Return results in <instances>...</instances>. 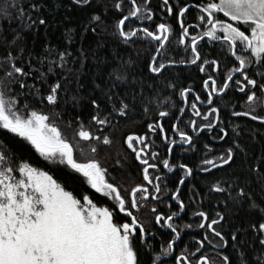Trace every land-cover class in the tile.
<instances>
[{"label": "trees", "instance_id": "trees-1", "mask_svg": "<svg viewBox=\"0 0 264 264\" xmlns=\"http://www.w3.org/2000/svg\"><path fill=\"white\" fill-rule=\"evenodd\" d=\"M14 2L16 7L22 6L26 10L23 17L16 8L11 7ZM115 2L116 0H88L87 4H76L75 0H0V8L7 5L10 12L9 15L0 12V57L11 52L17 66H23L25 72L29 73L23 76L13 74V81L23 80L25 87L21 88L18 82L8 84L12 89L9 95L19 94V110L22 113L36 110L48 114L50 121L77 146L76 157L83 158L81 147L87 156H94L107 170L109 182L116 183L123 194L128 191L130 184L143 182L140 165L126 147V137L132 133L146 135L152 146L150 152L159 153L154 161L161 163L167 158V144L163 143L160 130L151 133L147 125H155L161 119L164 135L170 140L173 135L172 124L177 121L183 106L180 90L190 88L192 93L204 98L203 81L207 75H213L222 86L228 69L238 66L225 44L203 40L197 44L201 54L197 64L167 66L160 74L152 73L149 64L156 54L157 43L150 37H145L142 32L127 42L121 38L116 22L127 14L130 3L129 0H122L124 7L118 10L114 7ZM207 2L208 0H169L177 12L183 4L191 6L183 16L184 26L188 19L193 18L194 22V19L203 15L194 5ZM33 3L42 4L43 7L32 9L30 6ZM138 4L143 6L144 0H138ZM148 6L153 10L150 13L153 18L145 27L153 31L155 25L165 22L173 28L170 42L166 43L164 51L159 54L160 59H172L177 61L176 64H180L181 60L191 61L193 54L187 40L185 39V44L179 43L182 28L177 15H170L165 10L163 0H149ZM94 15L100 19L93 20ZM40 17L47 22L39 24ZM217 18L227 19L222 13H217ZM137 20L139 21V17ZM204 22L206 20L199 25L205 26ZM134 24L139 23L131 19L126 26L132 27ZM17 33L20 38L13 42ZM61 51L67 53L62 60L59 57ZM205 59L219 61V68L214 71L213 67L206 65V72H201L199 65ZM0 64H3L0 67V79H6L4 72L8 65L3 61ZM245 71L258 83H264V62H256L253 58L251 63L246 64ZM57 81L61 83L58 100L55 104H50L46 96ZM237 87L229 82L223 95L214 99L220 115L218 126L227 132L224 140L216 139L224 135L220 130L210 134L201 133L193 137V146L186 150L175 146L171 152L172 163L183 161L193 168V174L184 183L180 194L186 204L185 218L201 210L208 212L210 218H217V213L224 215L217 228L229 241L223 252L230 257V264H239L242 251L249 261L257 260L259 241L248 225L259 221L262 213L259 207L252 208L249 205L255 201L257 205L264 207V176L261 175L264 169L257 167L264 160V121L234 115L235 112L249 110V104L245 102L246 95L240 94ZM255 90L258 97L264 98V93L259 88ZM192 93L189 95L192 96ZM106 96H113V101L109 102ZM92 99H97L100 104L101 118L106 113H111L107 117L110 121L108 125L101 126L91 120L92 115L97 112L96 107L91 104ZM120 99L129 104L125 115L112 108L113 103L119 105ZM145 103L148 104L147 111ZM160 111H167L168 115L162 118ZM262 114L264 115V102L257 101L253 105V116ZM187 117L184 114L178 125L181 130L188 132L189 126L185 123ZM81 123L92 131L91 141H84L76 135ZM97 135L100 139H95ZM104 135L110 137V143H103ZM234 141L241 147L235 148L234 159L229 164L219 165L214 169L204 166L209 167V171L201 170L202 160L218 156L229 146L235 147ZM89 144L97 147L95 153L88 151ZM206 144L211 146V151L205 148ZM0 147L2 152L14 158L13 165L19 160L28 161L34 167L48 171L78 198L87 193L98 206L115 207L109 198L92 189L80 173L57 161L47 160L26 139L2 127ZM217 181L225 191L212 189L211 185ZM240 187L250 192L251 197L239 200L237 193ZM233 231L238 234L236 242L232 240ZM239 241L245 242L243 246ZM140 256H143V262L148 261L145 254Z\"/></svg>", "mask_w": 264, "mask_h": 264}, {"label": "snow or ice", "instance_id": "snow-or-ice-1", "mask_svg": "<svg viewBox=\"0 0 264 264\" xmlns=\"http://www.w3.org/2000/svg\"><path fill=\"white\" fill-rule=\"evenodd\" d=\"M149 0H144V5L138 4V0H129L130 8L126 15H122L116 22V28L119 36L126 42L133 37H137L143 33L145 37H150L157 42L156 53L153 55L149 64L152 73L160 74L166 68L177 61L172 59L161 60L159 54L166 47V43L170 42V33L173 28L167 23H158L156 30L152 31L148 27H127L126 24L133 17L139 19L151 20L152 15L145 17V13H152V8L148 6ZM76 4H87L88 0H75ZM197 9H202L206 15H200L199 20L208 21L207 28L202 35L209 37L214 41H221L227 45V51L239 66H233L228 69L223 79L222 86L218 83L213 75H207L203 81L204 89L208 91V103H212L214 93H224L229 87V82L234 79L233 73H242L243 79L236 80V86L239 91L245 93L249 103V110L243 113L235 112L234 115L252 116L255 120L264 121V115L253 116V105L257 101L264 102V98L258 97L255 89L259 88L264 93V83H258L251 78L245 71L246 64L252 62L253 58L256 62H264V0H208L207 3H197L194 5ZM11 7L16 8L18 14L23 17L26 10L20 6L16 7L15 2ZM32 9L42 8V4L33 3ZM114 7L123 9L122 0H116ZM163 7L171 15L178 17L182 31L180 33L179 43L185 44V37L189 35V28L184 26L183 16L191 7L189 4H183L178 8V12L169 3V0H163ZM0 12L9 15V6L0 8ZM217 13H223L227 19H218ZM93 20H99L100 17L94 15ZM47 21L43 17L39 18V24H45ZM30 26V25H26ZM199 26V25H197ZM222 33V34H220ZM20 38L17 33L13 38V42ZM201 40V35H193L191 37V52L193 54L191 61L181 60L180 63L195 64L201 54L197 48V42ZM246 51L249 55H243ZM67 55L66 52H59L61 60ZM0 61L7 63L8 68L4 72L6 79H0V127L11 133L18 134L19 137L26 139L35 148V150L49 161L64 164L77 173H81L86 179L87 184L95 189L97 193H101L106 197H110L115 202L114 208L107 206H98L93 199L87 194H83L82 198H78L70 190H67L57 179L48 171L34 167L30 162L19 160L13 166V157H9L4 152H0V264H141L139 259V250L135 246V241L139 239L141 245L150 244L148 232L143 223L134 214V209L138 210L142 201L149 198L159 201L161 199V177H153L150 175L149 169H157V163H149V160L142 157L145 150L150 147L146 136L129 134L126 137L127 146L133 150L137 160L143 165V180L148 183H136L127 191V198L122 194L121 188L113 182L106 179L107 170L103 168L100 162L94 156H87L81 147L82 159H78L75 155L76 145L64 136L61 129L50 121L48 114L40 111L30 110L22 113L18 107V95H9L12 91L8 87L11 82H18L21 88L25 87L23 80L13 81V74L28 75L23 66H17L11 52L7 56L0 57ZM206 65L218 69L220 62L217 60H204L199 65L201 72H206ZM3 67V64H0ZM119 71V70H117ZM122 79L123 76H118ZM174 87V85H169ZM251 86V89H249ZM61 83H54L46 100L50 104H55L58 100V91ZM99 87V85H97ZM190 88H182L180 95L187 99ZM111 102L113 96H106ZM196 100H200L199 94ZM91 104L97 109L96 114L92 115L91 120L97 124L104 126L110 123L107 118L111 113H106L104 118L100 115V104L97 99H92ZM113 111L125 115L129 108V104L124 99L119 100V105H112ZM192 108L196 116L202 113L197 107L195 101ZM148 110V104L145 103V111ZM184 111L183 108L180 109ZM209 114H215V120H220L219 109L209 107L208 113H204L205 118ZM159 115L165 117L167 111H160ZM79 119V118H77ZM179 119V118H178ZM190 126L193 131H198L196 120H191ZM148 129L153 132L157 128L163 133L165 131L163 124L153 123L147 125ZM201 128H212V123L201 124ZM172 128L179 134L180 140L189 144L190 147L193 137L187 131L181 130L178 123L172 124ZM224 135L216 137V139L224 140L227 132L221 129ZM76 135L84 140L91 141L93 138L92 131L88 130L82 123L79 125ZM95 139H100L97 135ZM103 143L111 142L108 135L103 136ZM167 140V135L164 136ZM79 143V142H77ZM137 143L142 145L137 147ZM175 139L168 143V153L171 154L172 146L176 144ZM235 147L229 146L225 151L220 152L218 156L210 159H204L200 162L202 171H209V167L217 168L219 165H227L234 159L235 148L241 147L235 141ZM205 148L211 151L210 145ZM88 151L95 153L97 147L89 144ZM155 159L159 156L158 152H152ZM218 161V164L217 162ZM162 165L169 171L175 168L183 170V174L179 178L175 191L171 192V197L177 202L178 211H171L165 214L157 210L156 206H152L155 213L154 221L157 225H161L170 230L171 237L160 245V251H155L149 256L150 264H165L162 257H169L174 254L176 243L182 238L181 228H192L191 224L178 225L176 219L180 217V213L186 208L185 201L181 199V185L185 183V178L193 174V168L183 161L172 163L169 158L162 160ZM258 168L264 169V160L257 165ZM264 176V171H261ZM149 185H152L150 190ZM212 189L223 192L225 189L219 181L211 185ZM245 197H251L250 192H246L244 187H240L237 198L243 200ZM171 207V205H169ZM249 207L260 208L262 213L259 221L250 223L248 227L256 233V239L259 241L260 251L257 252V260L249 261L242 251L239 256V264H264V207L256 204L255 201ZM126 214L130 219L124 220L122 223L115 221L116 210ZM201 218L198 225L201 229H208L214 237H218L222 244H228L224 233L218 230L217 225L224 219L222 213H217V218H210L206 211L193 213ZM232 240H238V234L233 231ZM198 246L191 255L199 254L205 246V241L210 240L209 232H205L203 238H197ZM243 246L244 241H239ZM235 247V244H234ZM222 257V264H230V257L225 255L223 251L219 253ZM175 264H193L189 259V254L182 250L179 255H175ZM195 264H213L208 255H199V259Z\"/></svg>", "mask_w": 264, "mask_h": 264}, {"label": "flooded vegetation", "instance_id": "flooded-vegetation-1", "mask_svg": "<svg viewBox=\"0 0 264 264\" xmlns=\"http://www.w3.org/2000/svg\"><path fill=\"white\" fill-rule=\"evenodd\" d=\"M192 20H193V18L188 19L186 24H185V26L189 28L188 37L190 39L193 35H198V33H200L202 28H203L201 25H199V23L202 22L201 20H199L198 18L196 20L194 19V22ZM140 23L142 25H148L150 23V21L149 20H143ZM197 25H199V26H197ZM203 40H204V38H201V40H199L197 42V44ZM211 42L216 43V42H221V41H215V42L211 41ZM241 54L246 55V56L249 55V53H247L246 51L242 52ZM209 61H212V60H209ZM213 70L216 71V69H214V68H213ZM240 74H242V73H240ZM241 76L243 79V74ZM249 89H251V86H249ZM237 90L240 94L245 95V93H242L239 91L238 87H237ZM194 101L197 103L196 98ZM245 102L247 104L250 103L247 101V97L245 98ZM198 108H200V111L202 113L201 116H199V117L196 116L194 111H191L190 115H189L190 117H192V120H196V122H197L196 125L198 128V131L195 134V136H197V134L206 133L204 131L206 130L207 127L201 128L200 125L201 124L206 125L208 121L210 123L211 118H212V128L213 129L214 128L216 129V126L219 125V121H216L215 123H213V121L215 120V118H214L215 114H209L208 118H205V116L203 114L208 113L206 111V109H208L207 107H204L202 105V106H198ZM187 118H189V117H187ZM207 129L209 130V128H207ZM207 134H210V132L207 131ZM172 136H174L176 138L175 140L180 139L174 135V129H173V135ZM163 143L167 144L164 141H163ZM177 146L180 150L186 149L188 147L187 145H183V146L177 145ZM148 150H149V147H148ZM152 152H156V151H152ZM166 152H167V158H169L171 160L172 156L168 153V149H166ZM180 152H182V151H180ZM149 156H150V160H152L153 163H155L154 158L151 155V152H150ZM146 159H148V158L146 157ZM158 169H159V167H158ZM151 170L152 169H149V171H151ZM182 173H183V170L179 169V168L172 169L171 172H166L165 170L162 169V171L156 173L153 176V184L156 182L155 177L160 176L161 179H160L159 183L161 184V189L162 190L166 189L168 191L172 190V189L174 190V189H176V185L179 182V178H180ZM187 180H189V179H187ZM144 182H145V184L148 183L147 181H144ZM183 185H181V190L183 188ZM152 187H153L152 185H149V188H151V190H152ZM99 194H101V193H99ZM101 195H103V194H101ZM146 201L157 202V200H154L151 198H149ZM144 202L145 201H142L141 204L142 203L144 204ZM162 202H164V201H160L159 206L157 205L156 208L158 211L163 212L166 215L170 214L171 211H178L179 210L178 207L176 208L174 206V205L178 206L177 202L174 200V198H172L171 201H166V207H165V203H163V205H162ZM169 205H171V207H169ZM133 211H134V214L137 216V218L141 221V223H143L145 225L147 232H148L147 238L150 240V244L152 246L150 248L148 245H141L139 239L137 238V240L135 241V246L139 250L140 255L145 254L147 256V257L146 256L145 257L148 258V261L143 262V260L141 259L143 256H140V255H139V259L141 260V264H150L149 256H151L153 254V252H155V251H160L161 243L166 241L167 239H169L171 237V232L169 229L162 227L161 225H157L155 223V221H154L155 213L152 211V208L150 210H145L140 206V208L138 210L134 209ZM186 211L187 210L185 209L183 212L180 213V217L178 219H176V223L178 225L182 226L184 224H189L191 221H193L194 222V223L192 222L193 224L199 225L196 222H198V220H200V217L192 220V217L190 215V216L185 218V215L187 213ZM188 212H190V211H188ZM114 219L116 222L122 223L124 220L130 219V218L127 217L126 214L120 213L117 209ZM196 228H197V230H193L192 228H181L182 238L176 243L174 254L169 256V257H162L161 258L164 260L165 264H175V255H179V253L182 250H185L186 253L189 254V259H191L193 261V264H195V261L199 259V255H205V254L208 255V257L211 261H213V264H222V257L219 255V253L224 250V247L226 244H222L218 237L212 236V234L210 233V230H208L206 228L201 229L198 226ZM206 231L209 232L211 242L205 241V246L202 249V251L197 255H191L194 252L195 248L198 246L197 238L202 239L203 235Z\"/></svg>", "mask_w": 264, "mask_h": 264}, {"label": "rangeland", "instance_id": "rangeland-1", "mask_svg": "<svg viewBox=\"0 0 264 264\" xmlns=\"http://www.w3.org/2000/svg\"><path fill=\"white\" fill-rule=\"evenodd\" d=\"M200 10V12L203 14V15H206L205 13H203L202 12V9H199ZM146 14V16H148V15H150V13H145ZM131 19H134V21L136 22V23H139V24H134V26H132V27H137L138 29L139 28H142V27H145V25H142L140 22H142L143 20H147L146 18L145 19H143V20H141V19H139V21L137 20V17H133V18H130V20ZM163 23H165V22H163ZM205 23V26L203 25V28H202V30H201V32L200 33H198V35H201L202 36V33H203V31L207 28V25H208V21L206 20V22H204ZM156 26V25H155ZM154 26V30L153 31H155L156 30V27ZM153 27V26H152ZM220 34H222V33H220ZM202 37H204V40H209L210 38L209 37H206V36H202ZM185 39L187 40V42H188V44H189V47L191 46V39L187 36V37H185ZM156 42V41H155ZM157 43V42H156ZM226 47H227V45H226ZM191 48V47H190ZM229 53V52H228ZM230 54V53H229ZM156 55V54H155ZM231 55V54H230ZM233 58V60H235V57H232ZM236 61V60H235ZM152 62V61H151ZM199 62V61H198ZM197 62V63H198ZM237 66H239V64H238V61H237ZM246 67V66H245ZM242 74H240V73H233V77H234V79H233V81H230V82H233L234 84H236L235 83V81L236 80H240L239 78H240V76H241ZM203 90H204V93H205V95H206V97H204V98H200V100H196L197 101V103H196V105H197V107L198 106H204V107H207L208 109H209V107H215V105H214V99L215 98H219V97H221L222 95H223V93H214V95H213V97H212V103L211 104H209L208 103V91L210 90V89H204V87H203ZM237 90V89H236ZM192 92L190 91L188 94H187V99H185L184 97H182L181 96V98H182V101H183V106H182V108H184V111H183V115L185 114V115H188V117L189 118H187L186 120H185V123L189 126L188 127V133H189V135H191L192 137H196L195 136V134L197 133V131H193V129H191L192 127L190 126V121L192 120V117H190L189 115H190V112L191 111H194L193 110V108H192V103H193V101L195 100V97L197 96L195 93H192L193 95L191 96V95H189V94H191ZM213 105V106H212ZM200 109V108H199ZM208 109H206V111L208 112ZM263 115V114H262ZM214 117H215V115H214ZM159 123V120L155 123V125H154V127H156V125ZM176 123H178V121H176ZM210 123H212V118H211V122ZM207 124H209V121L207 122ZM196 127H197V125H196ZM158 129V131H159V128H157ZM149 130V132L150 131H152V130H150V129H148ZM217 130H220L221 131V128L217 125L216 126V130H215V128L213 129V128H211V129H207L206 128V130L204 131V132H206L205 134H207V131L208 132H210V133H212V132H214V131H217ZM222 132V131H221ZM151 133H154L153 131L151 132ZM223 133V132H222ZM203 134V133H202ZM174 135L177 137V138H179V134L176 132V130L174 131ZM198 135V134H197ZM142 136H146V135H142ZM164 136L165 135H162V139H163V141L164 142H166L167 143V145H168V143L172 140V139H176L174 136H172L171 138H170V140H169V137H168V139L167 140H165L164 139ZM146 139H147V142H148V144L150 145V143H149V138L146 136ZM177 141V143L176 144H174L172 147H174V146H176V147H178L177 145H187L188 147H190V145L189 144H185V143H183L180 139H178V140H176ZM192 142H193V140L191 141V145H192ZM125 144H126V147H127V149H128V151L130 152V154H132L133 156H134V159L136 160V162H138V164L140 165V175L142 176V179H143V173H142V168H143V165L141 164V162H140V160H137V158H136V156H135V153L133 152V150L132 149H130L128 146H127V143H126V139H125ZM142 145H140L139 143H137V147H141ZM187 147V148H188ZM151 148H152V146L150 145V147H149V150H148V148L145 150V153L144 154H142V157L143 158H148L149 159V163H153V161L152 160H150V156H149V154H150V151H151ZM186 148V149H187ZM168 149V148H167ZM186 149H183V150H186ZM148 150V151H147ZM3 150L1 149V147H0V152H2ZM185 151H182L181 153H184ZM171 155V154H170ZM58 162V161H57ZM156 163V162H155ZM158 165L160 164V166H159V169L157 168V169H152L151 171H149L150 172V175L153 177L156 173H158V172H160V171H162V169L163 170H165L166 172H171V171H169L167 168H164L163 167V165H162V163H157ZM13 166H15V165H13ZM81 174V173H80ZM183 174V173H182ZM181 174V175H182ZM82 175V174H81ZM83 176V175H82ZM190 177L191 176H188V177H186L185 178V181L187 180V179H190ZM106 179H108L109 180V178H107L106 177ZM85 181H86V179H84ZM131 183V182H130ZM137 183V181L136 182H134L133 184H130L129 186V189H128V191L130 190V188L132 187V186H134L135 184ZM140 183V182H139ZM142 183H145L144 182V180H143V182ZM125 189V188H124ZM95 190V189H94ZM150 190H151V188H150ZM173 191H175V189L173 190H166V189H163L162 190V192H161V199L159 200V201H157V202H154V201H145L144 202V204L142 203L141 204V207L143 208V209H145V210H150L151 208H152V206L153 205H155V206H159V202L160 201H164V202H162V205H163V203H165V207H166V201H171V199H172V197H171V192H173ZM123 195H125L126 196V198H127V192L126 193H123ZM107 198H109L110 200H111V198L110 197H107ZM112 201V200H111ZM113 202V204L115 205V202L114 201H112ZM155 203V204H154ZM196 212H198V211H196ZM196 212H194V213H196ZM191 217H192V220H194L195 218H198L199 216H195V215H191ZM200 220H201V218H200ZM200 220H198V222H196V223H198L199 224V222H200ZM193 221H191L189 224H191V225H193V227H192V229L193 230H197V224H193L192 223Z\"/></svg>", "mask_w": 264, "mask_h": 264}, {"label": "water", "instance_id": "water-1", "mask_svg": "<svg viewBox=\"0 0 264 264\" xmlns=\"http://www.w3.org/2000/svg\"><path fill=\"white\" fill-rule=\"evenodd\" d=\"M201 38H204V37H201ZM211 40V39H210ZM211 41H213V42H215L214 40H211ZM156 55H157V53H156ZM197 63V62H196ZM195 63V64H196ZM188 65H193L192 63H178V64H176V63H174V64H171V65H166V67L167 66H188ZM184 109V108H183ZM183 114V112H181L180 113V115H179V117L178 118H180L181 117V115ZM248 117H250V118H252V116H248ZM179 119H177V121H178ZM158 124H160V123H158ZM162 134H164V133H162Z\"/></svg>", "mask_w": 264, "mask_h": 264}]
</instances>
